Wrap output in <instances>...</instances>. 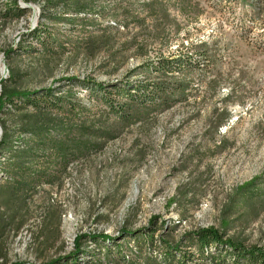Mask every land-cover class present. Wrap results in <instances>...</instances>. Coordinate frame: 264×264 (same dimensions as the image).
Instances as JSON below:
<instances>
[{"label": "rangeland", "instance_id": "obj_1", "mask_svg": "<svg viewBox=\"0 0 264 264\" xmlns=\"http://www.w3.org/2000/svg\"><path fill=\"white\" fill-rule=\"evenodd\" d=\"M12 1L0 0V82L10 90L71 87L89 103L82 85L68 86L70 77L116 81L178 53L192 54L196 64L172 73L186 88L169 107H145L128 123L96 103L83 119L0 108V136L3 126L18 129L35 115L118 133L91 136L99 147L86 149L52 183L0 181V264H75L69 254L76 235L137 229L154 216V236L173 244L184 232L213 226L264 247V192L238 191L264 176V0H80L95 11L78 15L92 18L83 24L63 20V8L45 0H17L27 11L12 18L5 14ZM151 1L156 6L145 4ZM144 75L164 81L148 72L130 80ZM81 244L77 264H109L92 256L93 240Z\"/></svg>", "mask_w": 264, "mask_h": 264}, {"label": "trees", "instance_id": "obj_2", "mask_svg": "<svg viewBox=\"0 0 264 264\" xmlns=\"http://www.w3.org/2000/svg\"><path fill=\"white\" fill-rule=\"evenodd\" d=\"M45 4L56 5L55 7L60 5L63 8L60 17L70 24L89 22L92 18L78 15L91 16L95 12L91 11L88 5L81 6L80 0H45ZM145 4L156 6L155 1ZM26 11L17 0H13L5 8V14L12 18L23 17ZM67 11L73 12L75 17H65L63 14ZM41 13L44 14V9ZM38 30L39 27L31 32ZM195 61L192 54L178 53L170 57L159 56L155 61L148 60L131 70L124 79L116 81L70 77L68 86L82 85L88 92L89 103L75 97L71 93V87L69 91L58 89L56 86L34 90H10L0 82V108L2 110L6 107L7 111L31 108L37 114L56 112L73 114L78 119H83L89 114L88 104L96 103L104 106L108 116L128 123L136 120L145 107H169L176 96L181 95L186 88V83L172 73L178 71L183 74L195 66ZM144 72L159 74L164 77V81L151 80L146 75L130 80L132 76ZM112 131L113 128H104L101 123L93 127L86 125L83 120L79 124L68 125L64 120L54 121L51 117L40 118L38 115L24 118L15 130L3 126V134L0 136V157L3 158L0 162V181L21 183L29 180V187L52 183L65 172L67 165L84 154L86 149L99 147V143L90 141L91 136L100 139L115 138L118 133ZM262 185L263 174L254 175L242 183L238 191L246 197L261 195L264 192ZM155 218L154 216L150 220L151 225L137 229L122 227L114 234L89 232L76 235L74 249L69 256L75 255L72 259L77 264V254L82 253L83 256L84 250L81 240L88 238L93 240L96 246L97 252H93L92 256H98L99 261V256L102 255L103 260L109 264H264L263 246H246L240 241L225 237L223 232L213 226L184 232L181 240L170 243L161 239V236H154L158 230L156 226H152ZM185 243L190 244L187 251L182 250ZM59 260L61 258L50 263ZM12 264L27 263L19 261Z\"/></svg>", "mask_w": 264, "mask_h": 264}]
</instances>
